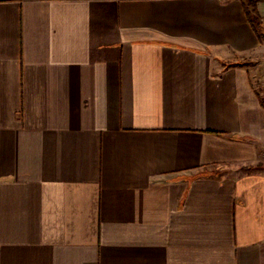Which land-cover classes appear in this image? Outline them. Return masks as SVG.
<instances>
[{
  "label": "crops",
  "instance_id": "obj_1",
  "mask_svg": "<svg viewBox=\"0 0 264 264\" xmlns=\"http://www.w3.org/2000/svg\"><path fill=\"white\" fill-rule=\"evenodd\" d=\"M0 264H264V0H0Z\"/></svg>",
  "mask_w": 264,
  "mask_h": 264
}]
</instances>
